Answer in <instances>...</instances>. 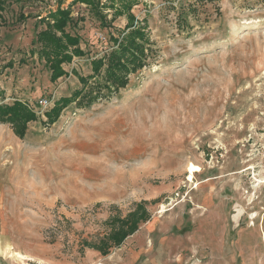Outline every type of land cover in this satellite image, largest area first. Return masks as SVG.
Here are the masks:
<instances>
[{
    "label": "rangeland",
    "instance_id": "rangeland-1",
    "mask_svg": "<svg viewBox=\"0 0 264 264\" xmlns=\"http://www.w3.org/2000/svg\"><path fill=\"white\" fill-rule=\"evenodd\" d=\"M126 1L99 0L103 28L77 0H0V104L39 117L22 139L0 124V264H264V0H140L150 65L47 124L81 88L71 70L91 75L123 32ZM58 7L86 55L52 84L32 41ZM139 204L155 228L140 223L106 256L89 247Z\"/></svg>",
    "mask_w": 264,
    "mask_h": 264
},
{
    "label": "trees",
    "instance_id": "trees-1",
    "mask_svg": "<svg viewBox=\"0 0 264 264\" xmlns=\"http://www.w3.org/2000/svg\"><path fill=\"white\" fill-rule=\"evenodd\" d=\"M139 1L127 0L124 5L121 4L115 9L113 20L124 14L127 15L128 22L123 32H120L118 39H113L110 35L109 41L112 42L110 50L100 58L91 59V75L83 77L75 70H71L81 88L73 91L69 97L59 99L54 107L45 113L48 125L55 123L61 112L72 103L78 108L89 107L101 99L117 94L120 89L127 86L132 75L150 65L149 61L155 54L152 43L145 29L138 26V23L134 25L136 18L131 13L132 7L138 5ZM77 2L87 6L88 15L98 20L101 27H110L99 0H77ZM78 21L72 18L69 9L58 7L48 13L43 21L44 28L36 33L32 41V45L39 46V59L44 61L49 71V82L52 84L61 77H68L64 69L65 65L72 63L74 58L86 55L81 48L80 36L72 33ZM112 21L109 23L111 24ZM38 119L36 113L21 101L16 100L10 105L0 104V124H8L19 139L24 137L29 123ZM148 220L149 215L142 204H139L124 219H112L109 222V233L100 239L97 245L89 247L106 256L112 248L119 247L126 238L134 234L140 223Z\"/></svg>",
    "mask_w": 264,
    "mask_h": 264
},
{
    "label": "crops",
    "instance_id": "crops-1",
    "mask_svg": "<svg viewBox=\"0 0 264 264\" xmlns=\"http://www.w3.org/2000/svg\"><path fill=\"white\" fill-rule=\"evenodd\" d=\"M144 225V224H143ZM146 226H147V228H146V230L148 231V233H149V231L151 230V229H153V228H155V225H156V222H147L146 224H145ZM144 225V226H145ZM140 228V227H139ZM138 228V229H139ZM140 230V229H139ZM136 231V233H134L131 237H128L127 239L128 240H130L131 238H133L134 237V235H136L138 232H140V231ZM172 232H173V229H172ZM178 233V232H177ZM130 238V239H129ZM126 239V240H127ZM164 242V241H163ZM136 260H137V257H134V258H132L131 257V260L129 261V264H135V262H136ZM113 263V261H111V259H109V260H104V261H102V264H112Z\"/></svg>",
    "mask_w": 264,
    "mask_h": 264
},
{
    "label": "built area",
    "instance_id": "built-area-1",
    "mask_svg": "<svg viewBox=\"0 0 264 264\" xmlns=\"http://www.w3.org/2000/svg\"><path fill=\"white\" fill-rule=\"evenodd\" d=\"M52 102L53 100L51 101V98H41L37 102V106H38L37 109L44 111L51 107Z\"/></svg>",
    "mask_w": 264,
    "mask_h": 264
},
{
    "label": "bare ground",
    "instance_id": "bare-ground-1",
    "mask_svg": "<svg viewBox=\"0 0 264 264\" xmlns=\"http://www.w3.org/2000/svg\"><path fill=\"white\" fill-rule=\"evenodd\" d=\"M198 170V168L192 164H189L188 166V173H189V177L188 180L192 179L193 173L196 172Z\"/></svg>",
    "mask_w": 264,
    "mask_h": 264
}]
</instances>
